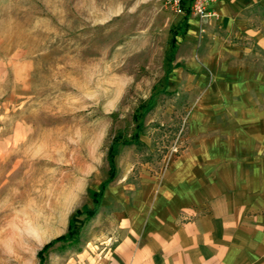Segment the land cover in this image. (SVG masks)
<instances>
[{"label": "rangeland", "instance_id": "obj_1", "mask_svg": "<svg viewBox=\"0 0 264 264\" xmlns=\"http://www.w3.org/2000/svg\"><path fill=\"white\" fill-rule=\"evenodd\" d=\"M186 14L0 0V264L99 263L128 204L186 161L264 189V26L254 42Z\"/></svg>", "mask_w": 264, "mask_h": 264}, {"label": "crops", "instance_id": "obj_2", "mask_svg": "<svg viewBox=\"0 0 264 264\" xmlns=\"http://www.w3.org/2000/svg\"><path fill=\"white\" fill-rule=\"evenodd\" d=\"M209 10L216 17L201 25L189 16V31L263 40L253 28L264 26V0H215ZM179 165L128 204L113 248L94 264H264V189L223 180L239 165L208 166L214 180L197 163Z\"/></svg>", "mask_w": 264, "mask_h": 264}, {"label": "built area", "instance_id": "obj_3", "mask_svg": "<svg viewBox=\"0 0 264 264\" xmlns=\"http://www.w3.org/2000/svg\"><path fill=\"white\" fill-rule=\"evenodd\" d=\"M215 0H164V7L177 15L184 12L192 17L206 21L215 17L214 12H210L209 7ZM185 9V10H183Z\"/></svg>", "mask_w": 264, "mask_h": 264}, {"label": "trees", "instance_id": "obj_4", "mask_svg": "<svg viewBox=\"0 0 264 264\" xmlns=\"http://www.w3.org/2000/svg\"><path fill=\"white\" fill-rule=\"evenodd\" d=\"M188 14V13H187ZM187 14H186V16L185 17H187Z\"/></svg>", "mask_w": 264, "mask_h": 264}]
</instances>
